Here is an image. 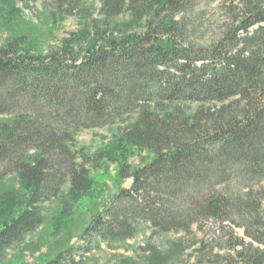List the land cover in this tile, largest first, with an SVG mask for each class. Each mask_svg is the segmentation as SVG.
Returning <instances> with one entry per match:
<instances>
[{"label": "trees", "instance_id": "trees-1", "mask_svg": "<svg viewBox=\"0 0 264 264\" xmlns=\"http://www.w3.org/2000/svg\"><path fill=\"white\" fill-rule=\"evenodd\" d=\"M218 1L99 0L100 18L57 48L43 52L26 34L0 44V183L19 182L0 191V259L43 224L41 203L70 184L53 216L60 234L75 203L107 190L87 164L103 174L113 164L114 182L130 187L91 218L81 244L38 264H77V254L125 243L143 226L202 233L194 264H264V0H222L219 32L194 38ZM3 2L8 22L20 17L16 0ZM115 124L94 156L77 147L83 130ZM135 156L142 163L132 167ZM211 220L244 227L251 240L234 230L206 237ZM181 244L147 243L140 261L124 262L178 264ZM210 246L226 253L206 259Z\"/></svg>", "mask_w": 264, "mask_h": 264}, {"label": "rangeland", "instance_id": "rangeland-1", "mask_svg": "<svg viewBox=\"0 0 264 264\" xmlns=\"http://www.w3.org/2000/svg\"><path fill=\"white\" fill-rule=\"evenodd\" d=\"M69 2H65L57 8L55 0H16V6L20 7L22 12L19 18H14L11 22H8L3 15H8L7 11L10 7L3 0H0V44L15 35L26 34L37 42L41 51L47 52L50 49L59 47L64 38L72 33L80 32L87 25H90L92 19L100 18L99 0H79L77 3H72L73 8H68L70 6ZM221 6L222 0L212 5L211 9L216 11L208 13L205 19H201L200 23L204 26L193 34L194 38L207 37V39H211L219 32L220 27L226 21ZM118 127L119 124H115L83 130L77 136V147L82 148L84 153L94 156L104 143L116 135ZM143 155L148 156L149 153L144 151ZM141 163L139 156L131 159L132 167H136ZM87 167L90 169L92 176L105 181L107 184L106 192L91 203L88 200H85V203H75L72 221L60 234H57L54 232L53 216L65 201L70 200L68 196L70 184H66L58 197L41 203L40 208L44 215L43 224L28 233L21 244L9 250L7 255L0 259V264H38L57 257L59 253L71 246L81 244L80 236L91 218L111 202L120 187H130L131 185V179L124 180L121 185L114 182L116 169L113 164L110 165L109 172L105 174L91 164H87ZM2 189H19L17 176L10 175L6 177L0 183V191ZM203 226L206 237H212L218 233L222 234V231L228 235L229 232L234 230L237 236L244 238L246 241L251 240L246 235L244 227L236 226L229 221L221 223L220 221L211 220L205 222ZM201 237H203V234L197 230L189 235L182 233L152 234L147 226H143L133 239L125 243L109 247L107 243L101 242L99 248L85 254L81 259L78 254L74 258L79 261L77 264H125L126 258H134L136 261H140L144 253L140 247H145L147 243L154 244L159 249L166 251L182 241L183 256L180 260L182 262L178 264H194L200 257L199 245L196 242ZM208 250V252L205 251L207 254L204 257L211 260H218L217 253H226L217 246H210ZM11 260L13 261L11 262Z\"/></svg>", "mask_w": 264, "mask_h": 264}]
</instances>
